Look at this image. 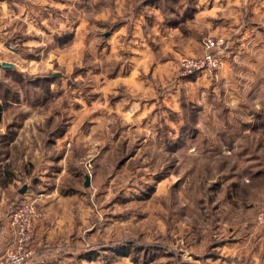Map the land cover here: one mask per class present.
Instances as JSON below:
<instances>
[{
    "label": "rangeland",
    "instance_id": "1",
    "mask_svg": "<svg viewBox=\"0 0 264 264\" xmlns=\"http://www.w3.org/2000/svg\"><path fill=\"white\" fill-rule=\"evenodd\" d=\"M223 45L211 0H0L4 252L27 199L65 264L202 263L214 217L256 224L264 126L213 106Z\"/></svg>",
    "mask_w": 264,
    "mask_h": 264
},
{
    "label": "crops",
    "instance_id": "2",
    "mask_svg": "<svg viewBox=\"0 0 264 264\" xmlns=\"http://www.w3.org/2000/svg\"><path fill=\"white\" fill-rule=\"evenodd\" d=\"M211 35L224 42L223 65L211 82V92L217 95L213 106L228 109L240 123L254 120L263 128L264 0H211ZM255 139L258 144L264 143V135H255ZM258 148L264 150L263 146ZM44 193L47 198L40 204L52 208L54 191ZM1 211L0 223L4 224L6 211ZM214 218L217 221L211 226V258L195 264H264V225H256L252 213ZM1 229L0 255L8 243ZM33 229L31 245L35 256L30 264L68 263L61 254L69 252L49 243L53 224L48 217L35 220Z\"/></svg>",
    "mask_w": 264,
    "mask_h": 264
},
{
    "label": "built area",
    "instance_id": "3",
    "mask_svg": "<svg viewBox=\"0 0 264 264\" xmlns=\"http://www.w3.org/2000/svg\"><path fill=\"white\" fill-rule=\"evenodd\" d=\"M211 44H213L212 40ZM206 64H211V67L217 65L216 59L210 52L196 60L193 68L203 67ZM43 215L45 212L38 207L35 199H27L14 209L10 215V222L16 230V239L14 244L0 256V264H28L31 261L34 255V249L31 247L32 223L36 217ZM255 222L258 225H264V208L257 213Z\"/></svg>",
    "mask_w": 264,
    "mask_h": 264
},
{
    "label": "water",
    "instance_id": "4",
    "mask_svg": "<svg viewBox=\"0 0 264 264\" xmlns=\"http://www.w3.org/2000/svg\"><path fill=\"white\" fill-rule=\"evenodd\" d=\"M2 65L5 66V67H10V66H13V63H10V62H3ZM89 183H90L89 175H86V182H85V185L88 186ZM20 191H21L22 193H24V192L26 191V185H24V186L20 189Z\"/></svg>",
    "mask_w": 264,
    "mask_h": 264
}]
</instances>
